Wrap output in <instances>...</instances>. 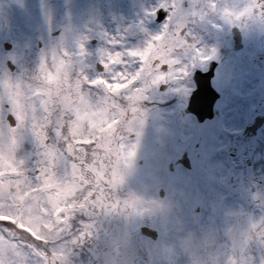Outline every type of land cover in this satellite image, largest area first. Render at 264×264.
Listing matches in <instances>:
<instances>
[{
    "label": "rangeland",
    "instance_id": "rangeland-1",
    "mask_svg": "<svg viewBox=\"0 0 264 264\" xmlns=\"http://www.w3.org/2000/svg\"><path fill=\"white\" fill-rule=\"evenodd\" d=\"M180 1L0 0V49H4L5 42L12 44L11 51L3 50L6 56L3 59L14 63L33 61L34 79L42 77L45 83L37 88L36 80L26 83L19 74L11 79L8 71L2 81L15 86L14 99L18 92H28L27 87L35 86L45 100L36 99L34 111L42 115L45 101L49 105L48 99L53 100L54 93L59 91V98H68L71 124L69 162L60 159L52 164L44 162L46 151L39 148L38 162H29L30 132L0 127V264H93L94 261L98 264H264V207L249 209L246 204L255 202L256 197L248 187L238 190L235 181L230 189L227 172L218 168L221 172L213 176L207 162L194 171L183 168L172 172L170 158L179 149L172 146L174 152L169 151V143L177 144L173 132L163 137L156 127L134 131L136 137H128L120 145L121 160L115 150L108 151L104 144L92 155L101 158L94 161L95 166L102 163L110 170L111 165L113 171L123 168L124 172L118 175L123 181L118 188L117 184L114 186L115 203L121 208L117 219L111 220L112 212L105 204V196L110 195L111 189H103L101 196L97 192L94 197L87 189L89 186L86 187L93 179L94 170L91 166L83 175L84 159L78 158L79 148L73 143L89 145L100 136L105 138L116 129L118 117L109 112L106 96L95 98L91 89H97L100 83L110 91L133 82L136 66L140 69L144 60L156 56L158 47H176L168 44L172 40L169 36L172 21L167 22L165 30L156 23L160 14L155 18V13L160 7H173V11ZM204 1L207 0H191ZM219 2L215 17L226 24L238 18L240 24L250 27L246 47H264V1ZM210 21L212 24L218 19ZM258 22L261 29L256 33L252 24ZM220 29H223L219 30L221 33L213 31L209 36L198 37L197 47L203 48L198 50V56H207L209 39L214 47L230 44L225 43L226 28L220 26ZM94 40L96 45H92ZM39 42L43 49L30 57ZM98 63L109 73L99 72ZM247 70L238 69L237 76L246 75ZM251 74L256 75V71ZM66 76L70 87L64 97L61 90ZM54 83L58 87L50 88ZM143 85L140 83L136 88ZM136 95L142 97L145 93ZM18 117L24 119L22 115ZM135 118L132 120L145 124L140 115ZM1 123L0 120V126ZM33 134L46 133L36 130ZM161 151L169 153L165 160L158 159ZM109 155L113 156L112 160ZM53 159L57 160L56 154ZM95 175L102 179L99 171ZM160 189L166 191L164 198L159 195ZM88 198H91L89 203ZM15 201L22 205H16ZM4 220L14 224L8 226ZM147 223L159 234L156 242L140 233ZM109 235L112 244L117 245L103 252L98 241ZM132 235L138 240L132 239ZM85 242L93 244L81 250ZM111 251L116 252L114 258Z\"/></svg>",
    "mask_w": 264,
    "mask_h": 264
},
{
    "label": "flooded vegetation",
    "instance_id": "flooded-vegetation-1",
    "mask_svg": "<svg viewBox=\"0 0 264 264\" xmlns=\"http://www.w3.org/2000/svg\"><path fill=\"white\" fill-rule=\"evenodd\" d=\"M219 1L211 3L207 0L202 3L181 0L173 11H169L171 14L174 12V15L169 27V36L171 35L172 40L168 44L171 46L174 44L176 47H158L156 56L144 60L140 69L137 70L138 66H136L133 71L135 77L133 82L115 87L110 91H107L100 83L96 85L97 89H91L95 98L104 94L105 105H110L109 112L118 114L115 122L116 129L106 134L107 136L103 139L100 136L95 144L97 147L106 145L109 148L108 151L115 150L121 160L123 157L120 145L128 137L134 139L136 137L134 131L150 130V127H156L155 130H158L159 135L163 137L173 132L172 136L177 139V144L169 143V151L172 146L179 149L176 152L171 151L174 152L170 158L172 172L183 168L194 171L197 168H203L207 162L213 176L221 172L218 168H221L224 173L227 172L226 180L230 184V189L234 188L235 181L238 190L248 187L252 195L256 197L255 202L246 204L249 209L264 207V47H246L245 41L247 42L250 34V27H245L244 23L240 24L238 18L231 24H226L222 21L223 19L215 17V9L218 8ZM187 9H190L189 14ZM211 19L214 21L218 19V21L210 24ZM260 23L252 24V29L256 33L261 29ZM220 26L226 28L224 30L228 39L225 43L230 44L214 47L215 44L209 39L210 47H206L207 56L201 58L198 56V50L202 48L197 47L198 37L209 36L213 31L221 33L219 30L223 29H220ZM181 40L185 43L182 44ZM42 46L43 44L39 42L37 50L30 52V57L34 56L35 52H40L43 49ZM259 48L261 53L258 51ZM213 49H215L216 58L209 60L207 57L212 55ZM5 52L0 49V120L2 121L0 127L13 132H30V163L38 162V148L46 151L45 163L52 164L60 159L68 163L71 157L68 98H59V91H56L53 100L48 99L49 105L45 101V108H40L45 112L44 115L34 111L36 99L45 100L44 95L36 92L35 86L27 87L28 92L25 91L26 89L23 93L18 92L17 99H14L15 86L11 87L9 82L2 81L7 71L11 79H15L19 74L21 80L26 83H33L36 80L37 88L42 87L41 84L45 82H42V77L34 79L36 70L33 61L21 60L14 63L11 59H3L6 57ZM185 60L187 63H184ZM154 61L167 64L169 70L157 72L153 68ZM178 63L183 66L175 67ZM245 68H248L246 75L237 76L238 69L244 72ZM254 71L256 75L251 74ZM100 72L108 74L109 70L104 69ZM149 76L151 79L147 78ZM160 76L164 77L165 83L177 84L178 91L170 89L165 84H154ZM68 77L63 78L64 90L62 89L61 92L64 97L70 87ZM180 81L183 83H179ZM140 83L144 85L139 89L136 88ZM55 87H58L56 83L52 87L50 85L52 89ZM156 87L159 89L155 92ZM141 91L142 95L145 93V96L136 95ZM21 110L26 113H22ZM20 115L24 119H20L18 117ZM138 115L145 119V124H140L139 120H132L135 116L137 119ZM9 116H13L15 120L13 126L8 123ZM36 130L46 134L34 135ZM45 136L48 137L43 143ZM74 143V147L79 148L78 158H86L88 153L86 147L80 146V141L77 145ZM54 154L57 160L53 159ZM159 154L158 159L165 160L169 153L161 151ZM95 158L94 161L101 160L99 157ZM108 158L112 160L113 156L109 155ZM121 163L123 165L124 161ZM99 164L101 165L98 166L99 176L109 177L111 190L114 191V186L119 179L118 175L124 172L121 171L122 166L113 171L111 165L108 170L102 166V163ZM123 167L125 170V165ZM94 181V193L98 192L101 196L104 188L101 186V178L98 179L95 176ZM116 199L115 195L107 196L106 194L105 196L106 207L110 210L108 211L114 213V215L111 213V220L117 219V212L121 209L115 203ZM143 226L150 227V224ZM131 237L138 240L137 236ZM111 238L109 235L103 241H98L100 249L103 247V252L117 245L112 244ZM91 243H82L81 250L89 249ZM111 252L112 257L116 256L115 251Z\"/></svg>",
    "mask_w": 264,
    "mask_h": 264
},
{
    "label": "snow or ice",
    "instance_id": "snow-or-ice-1",
    "mask_svg": "<svg viewBox=\"0 0 264 264\" xmlns=\"http://www.w3.org/2000/svg\"><path fill=\"white\" fill-rule=\"evenodd\" d=\"M157 13H161L162 14V22H161V26L167 30L168 28V24H167V21L169 19V16L171 15V13L169 11H167V9L161 7ZM157 13H156V16L155 18L157 17ZM164 13H166V15H163ZM146 54V53H144ZM137 55H140L139 53ZM216 56H215V49L212 50V55L208 56L207 59L211 60V59H215ZM139 61H137V65H139ZM184 63H187V60L184 61ZM183 65L178 63L175 65V67L177 68H180L182 67ZM153 68L154 70H156L157 72H167L169 69H168V65L167 64H160L159 61H154L153 62ZM9 70H11V68L9 67ZM137 70H138V67H137ZM179 83H183V81H180ZM154 84L156 85H161V84H165L167 85L170 89L174 90V91H178V85L177 84H172L170 82L168 83H165L164 82V77L163 76H160L156 81H154ZM159 87H156L155 88V92L158 91Z\"/></svg>",
    "mask_w": 264,
    "mask_h": 264
},
{
    "label": "water",
    "instance_id": "water-1",
    "mask_svg": "<svg viewBox=\"0 0 264 264\" xmlns=\"http://www.w3.org/2000/svg\"><path fill=\"white\" fill-rule=\"evenodd\" d=\"M159 14H160V17H159L158 21H161L162 20V14L161 13H159ZM165 14L166 13H164L163 15H165ZM93 44H96V41H93ZM5 47H6V49H10L11 45L6 44ZM11 124L14 125L15 123L11 120ZM142 231H143L144 235H147L154 240L157 238V234L155 232H151L149 229H143Z\"/></svg>",
    "mask_w": 264,
    "mask_h": 264
},
{
    "label": "trees",
    "instance_id": "trees-1",
    "mask_svg": "<svg viewBox=\"0 0 264 264\" xmlns=\"http://www.w3.org/2000/svg\"><path fill=\"white\" fill-rule=\"evenodd\" d=\"M109 180H110V178L106 177L104 180L101 181V186L104 187V188L107 187V186H110L109 185V182H110Z\"/></svg>",
    "mask_w": 264,
    "mask_h": 264
}]
</instances>
